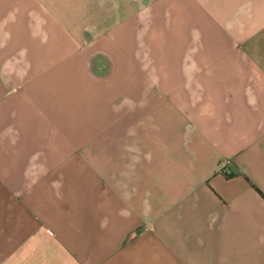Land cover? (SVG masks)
<instances>
[{
    "label": "crops",
    "instance_id": "crops-1",
    "mask_svg": "<svg viewBox=\"0 0 264 264\" xmlns=\"http://www.w3.org/2000/svg\"><path fill=\"white\" fill-rule=\"evenodd\" d=\"M0 264H264V0H0Z\"/></svg>",
    "mask_w": 264,
    "mask_h": 264
}]
</instances>
